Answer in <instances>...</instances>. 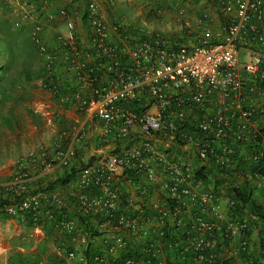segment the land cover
<instances>
[{"label":"built area","instance_id":"2783aa9c","mask_svg":"<svg viewBox=\"0 0 264 264\" xmlns=\"http://www.w3.org/2000/svg\"><path fill=\"white\" fill-rule=\"evenodd\" d=\"M18 1L24 19L36 17L32 1ZM40 1L39 10H45L50 0ZM77 1L65 0L58 10L62 25H55L60 29L50 40L42 38L45 25L31 26L42 86L87 121L99 123L102 140L138 138L129 149L82 164L68 185L83 213L104 212L99 226L109 228L98 236L112 233V242L96 245L93 264H114L130 242L151 229L161 237L170 225L187 228L169 245L170 264H212L226 257L221 243L231 244L236 235L241 236L237 252L246 251L264 217L247 209L234 214L239 200L232 195L224 215L222 197L203 188L197 173L208 165L223 187L244 189L264 206V0H203L193 22L185 17L191 0H173L179 23L167 31L108 21L97 0H83L79 12ZM154 10L159 15L163 8ZM77 19L87 24L80 25L84 32L77 29ZM87 134L82 127L66 147L41 146L9 173L0 169V217H20L37 226L52 222L68 237L59 247L67 263L85 264L83 252L94 236L67 215V198L33 180L58 167L70 168ZM181 149L191 157L179 156ZM140 176L148 181L165 176L171 206L155 217L121 213L113 220L127 181L137 183L140 195L148 192ZM93 185L98 195L91 193ZM189 207L191 220L184 222ZM157 241L142 252L153 264H168ZM141 261L129 256L115 264Z\"/></svg>","mask_w":264,"mask_h":264},{"label":"crops","instance_id":"0c3cea01","mask_svg":"<svg viewBox=\"0 0 264 264\" xmlns=\"http://www.w3.org/2000/svg\"><path fill=\"white\" fill-rule=\"evenodd\" d=\"M30 1L33 2L34 6H37L38 12L34 13L36 17L24 19L18 0H0V25H12L14 30L16 29L14 25H22L16 31L21 32L23 29L22 32H24L3 39L0 46V48L2 47L1 50L3 49L0 53V166H2L0 169L19 161V158L25 156L28 151L33 150L45 139L51 140L54 143L53 146L66 147L70 140L67 135L69 134L68 128L74 126L71 119L67 120V115L72 119L76 116L75 114L71 116V111H75L72 106L63 104L51 92L41 86L37 72L40 65L35 53V43L30 28H28L35 22L45 25L42 38L46 41L50 40L51 33L55 29L54 26L62 25L60 20L58 21L57 12L65 4V0H50L49 5L42 11L39 10L40 0ZM97 1L102 4L105 18L108 21L117 19L132 25H148L146 27L149 29L158 28L164 31L170 30L171 26L176 27L179 23L172 6L173 0ZM203 3V0H191L187 4L185 17L190 22H193ZM158 6L163 8L159 15L154 10ZM76 9L79 12L83 11V0L77 1ZM76 25L80 32H84V28L80 25L87 24L77 19ZM25 27L27 28L25 29ZM44 106L47 108H42ZM47 109L53 115L45 111ZM44 112L48 115L45 116ZM62 114L66 115L63 117L64 119H62ZM65 119L66 121H63ZM84 123L89 127L92 122L84 119ZM93 130H96V127L92 128V134L87 137V140L85 139L86 141L84 140V145L77 149L74 164H96L112 153L111 148H116L115 150L125 149L122 147L124 143H128L126 146H130L131 143L136 145L138 142L137 137H132L116 141L114 147L112 140H102ZM181 155L185 158L191 157L189 150ZM206 168V172L215 176L213 174L215 172L210 166L207 165ZM65 169L58 167L52 170L47 177L49 179H46L47 182L58 181L64 176ZM211 175L208 177L210 180L207 183H202V187L214 190V180L211 179ZM43 179L44 177L35 178L33 183L39 184ZM165 181V176L155 181L138 177V182H142L147 187L148 192L144 195L138 193L137 183L127 181L123 186L127 200L121 210L140 213L144 217L147 215V210L157 214L159 210L166 209ZM69 184L60 185L57 183L50 190L68 198ZM219 188L217 193L222 197L221 208L226 211L225 202L231 194L228 192V188L222 185ZM119 205L117 204V208L120 210ZM190 216L186 211L184 215L186 221L184 222H189ZM240 238V235H236L231 244L221 243L223 254L226 258L232 257L234 259L233 264H244L245 261L240 252H237ZM105 239H109L110 242L113 241L110 231L100 236H94L91 240L95 245L100 246ZM67 241L68 237L50 221L37 226L28 224L20 217H0V264H77L65 262V257L60 255L59 247ZM249 243L246 253H256L259 247L256 232L251 233ZM160 249L163 251L161 257L164 261L168 264L172 263L174 260L172 247L167 248L161 245ZM151 260L153 261V259ZM151 260L147 258L145 262L142 259L140 264H153Z\"/></svg>","mask_w":264,"mask_h":264},{"label":"trees","instance_id":"16d2710c","mask_svg":"<svg viewBox=\"0 0 264 264\" xmlns=\"http://www.w3.org/2000/svg\"><path fill=\"white\" fill-rule=\"evenodd\" d=\"M5 26V27H4ZM0 25V46L2 45L3 39H7L9 36H16L17 34H23L24 32H19L16 31V29H12V25ZM7 27V28H6ZM6 28V29H5ZM27 28V27H25ZM2 48V47H1ZM0 48V53H2V50ZM10 48V47H9ZM8 51V50H7ZM36 53V52H35ZM43 68V67H42ZM38 72V76L41 79L42 77V70L40 68V71ZM81 166V164L77 165V163L72 164L70 168H67L64 170V176L61 177L58 181H54L52 183L46 184V189L50 190L59 183L60 185H67L69 184L75 177L78 168ZM215 176L211 175V173L205 172L203 170H200L197 173V176L202 180L203 183H207L210 179L208 178L211 175V179L214 180V191L218 192L219 187L222 185L221 181L218 178L217 173H213ZM135 175V174H133ZM228 192L230 194L237 198L239 200L236 202V205L232 208V212L234 214H239L242 212L244 209H247L250 212L255 213L259 217H264V206L256 204L254 202L251 194L249 192L246 193L244 189H238L237 191L228 189ZM91 193L98 195L100 192L97 188V186H92L91 187ZM69 202L71 203V209L67 212V215L70 217H75L77 220L78 227L84 231H87L89 235L91 236H98L102 231H107L109 228V225L100 227L99 224L103 221V211L99 212H93V213H83L78 206L75 204L76 199L73 197H68L67 198ZM126 194L124 193V190L120 193L119 198H118V205L120 207V210L117 208L113 213H112V219L116 220V217H118L119 214L121 213H127L131 214V211H126V210H121V207L123 206L124 203H126ZM167 206H171V202H166ZM147 215L145 216H150V217H155L157 214L150 212L149 210L146 211ZM28 224H30V221H27ZM115 222V221H114ZM174 225V224H173ZM189 226V225H188ZM189 230V229H188ZM154 230L151 229L150 233L148 236L145 238H142L141 240L130 242L124 250L120 251L117 255V261L118 262H123L126 257L133 256L135 258L141 257L143 261L146 262V259L150 258L152 259L149 254H144L142 252V248H144L147 244L149 243H154L156 240L159 242L162 247H167L170 244H173L175 242V239L182 238L183 234L187 231V228H181L176 225L174 226H168L164 229V235L161 237L156 235V232H153ZM218 235V232H216ZM258 248L257 252L254 253H246L245 252H240V254L244 257V264H264V225L261 223H258ZM228 240V239H227ZM250 245V244H249ZM97 246L95 244H91L87 249L84 250L83 254L85 257V264H93V256L96 254L97 251ZM165 252V251H164ZM203 253H206L203 252ZM192 253H187V257H191ZM234 259L232 257H222L220 259H215V261L212 264H233L232 261ZM117 261H114L115 263H118Z\"/></svg>","mask_w":264,"mask_h":264},{"label":"rangeland","instance_id":"374dc122","mask_svg":"<svg viewBox=\"0 0 264 264\" xmlns=\"http://www.w3.org/2000/svg\"><path fill=\"white\" fill-rule=\"evenodd\" d=\"M61 24V23H60ZM31 26L32 25H30V26H28V28H30V31H31ZM142 26H144V27H146V26H148V25H142ZM22 27V25H14V28H16V29H18V28H21ZM152 27V26H151ZM154 27V26H153ZM54 30L52 31V33H51V37L52 36H54V34H55V32L56 31H58V27L57 26H54ZM171 28H174L173 26H171ZM26 29V28H25ZM156 29H158V28H156ZM160 30V29H159ZM9 49H12L11 47L9 48ZM21 52H23V51H21ZM35 52H36V48H35ZM23 53H25V52H23ZM36 57H37V60H38V63H39V69H38V71H40V68H41V70H42V75H43V68H42V63H41V60H40V58H39V56L37 55V53H36ZM40 81H41V79H40ZM41 86H42V83H41ZM43 87V86H42ZM50 107V106H49ZM42 108H47V107H42ZM55 110V109H54ZM75 111H71V116H73L74 114L76 115L75 117H74V119H72V118H70V116L69 115H67V120H69V119H71L72 120V122H73V125L74 126H72V128L71 127H69L68 128V133L69 134H67L69 137H71L73 134H75L79 129H81L82 127H85V128H87L88 129V134H87V137H89V135L90 134H92V128L93 127H96V130H93V131H95V132H97V134H98V136H99V128H100V125H99V123H91L90 124V126L89 127H87V125H86V123H84V119H85V116H84V114L81 112V111H79V110H77V109H74ZM45 111H47L49 114H50V108H49V111H48V109L47 110H45ZM44 114H45V116L46 115H48V114H46V112H44ZM56 114V113H55ZM54 114V115H55ZM50 115H53V114H50ZM62 116V119H64L63 117H65L66 115L65 114H62L61 115ZM57 118V117H56ZM76 119V120H75ZM63 121H66V119L65 120H63ZM59 122H61L60 120H59ZM93 124V125H92ZM55 132L57 133V129L55 128ZM57 135V134H56ZM87 137L86 138H84V140L86 139L87 140ZM100 137V136H99ZM47 139H45V140H43V141H41L40 142V144L39 145H37L33 150H31V151H37L38 149H39V147H41V146H46V147H48V148H51V147H53V145H54V143L51 141V140H47ZM84 140H83V142L81 143V147L84 145ZM85 140V141H86ZM111 142H113L114 143V147H115V142L116 141H111ZM79 143V144H80ZM128 143H124V146H122V147H124L125 149H129V148H131L133 145H135V143H131V145L130 146H126ZM137 144V143H136ZM116 148H111V150H113V151H111L112 153L113 152H115V151H117V150H115ZM115 150V151H114ZM31 151H28L26 154H25V156L29 153V152H31ZM112 153H110V154H112ZM182 153H184L183 151H182V149L181 150H178V152H177V154L180 156ZM25 156H22V158H24ZM183 157V156H182ZM22 158H19L18 160L20 161ZM18 162V161H17ZM16 161L13 163V164H10V165H8V166H4L3 168V170H2V172L3 173H9L14 167H15V164L17 163ZM0 168H2V166H0ZM50 173V172H49ZM49 173L48 174H46V175H44V176H41V177H44V179L41 181V182H39V183H41V184H45V186H46V184H48V183H50V182H47V180L49 179H47V177L49 176ZM47 179V180H46ZM38 184V183H37ZM222 207V206H221ZM221 211H222V213L224 214L226 211H224L223 209H221ZM188 212V214H189V216H190V213H191V211H190V207H189V210L187 211ZM225 215V214H224ZM191 217V216H190Z\"/></svg>","mask_w":264,"mask_h":264}]
</instances>
